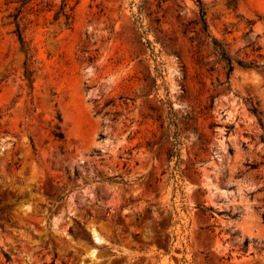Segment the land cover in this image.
<instances>
[{
  "label": "rangeland",
  "instance_id": "obj_1",
  "mask_svg": "<svg viewBox=\"0 0 264 264\" xmlns=\"http://www.w3.org/2000/svg\"><path fill=\"white\" fill-rule=\"evenodd\" d=\"M39 1L23 49L0 0V264H264V72L193 28L264 64V0Z\"/></svg>",
  "mask_w": 264,
  "mask_h": 264
},
{
  "label": "trees",
  "instance_id": "obj_2",
  "mask_svg": "<svg viewBox=\"0 0 264 264\" xmlns=\"http://www.w3.org/2000/svg\"><path fill=\"white\" fill-rule=\"evenodd\" d=\"M34 1L36 0H11V2L18 4L16 7L17 15L14 18V22L16 25L15 32L17 34V37L23 49H25L23 45L24 38H23L22 31L19 26L18 14L23 12V10ZM51 1H54V0H51ZM69 1L70 0H60L58 10L55 12V19H58L60 16H63L65 19V22L69 21L70 10H72V7H70L69 5ZM41 2L42 0H40L38 4ZM198 7L199 9L197 12V18L193 22V24L195 25L193 26V28H195L196 26L198 27L197 30L195 31L196 37L198 39L197 44L200 47V46H203L204 44L209 45L211 43L212 50L214 54L217 56L218 60L223 63V67L226 71V75L228 78L230 74L232 73V71L234 70L235 65H238L245 69H257V70H261L264 72V64H259L256 59H243V58L232 56L226 44L218 40L215 36L211 34L210 29H209V22L207 18L206 7L201 2H199ZM186 31H190L188 30V27H186V29L183 32L185 33ZM252 110L254 113L258 114V111L256 108H253ZM55 136L58 138H62L61 132H57Z\"/></svg>",
  "mask_w": 264,
  "mask_h": 264
}]
</instances>
